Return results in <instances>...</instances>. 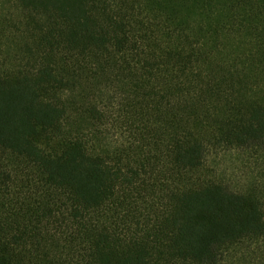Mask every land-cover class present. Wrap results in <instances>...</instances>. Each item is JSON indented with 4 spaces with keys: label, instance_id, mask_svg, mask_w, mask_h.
Here are the masks:
<instances>
[{
    "label": "trees",
    "instance_id": "trees-1",
    "mask_svg": "<svg viewBox=\"0 0 264 264\" xmlns=\"http://www.w3.org/2000/svg\"><path fill=\"white\" fill-rule=\"evenodd\" d=\"M0 264H264V0H0Z\"/></svg>",
    "mask_w": 264,
    "mask_h": 264
},
{
    "label": "rangeland",
    "instance_id": "rangeland-1",
    "mask_svg": "<svg viewBox=\"0 0 264 264\" xmlns=\"http://www.w3.org/2000/svg\"><path fill=\"white\" fill-rule=\"evenodd\" d=\"M235 157L234 156H220V158H219V162H221L222 163V166L224 167V168H226L227 170H230L231 171V169L233 170L234 168V166H233V164L230 162L231 160H233ZM226 169H224V170H226Z\"/></svg>",
    "mask_w": 264,
    "mask_h": 264
}]
</instances>
